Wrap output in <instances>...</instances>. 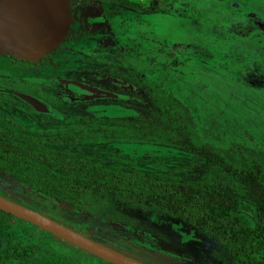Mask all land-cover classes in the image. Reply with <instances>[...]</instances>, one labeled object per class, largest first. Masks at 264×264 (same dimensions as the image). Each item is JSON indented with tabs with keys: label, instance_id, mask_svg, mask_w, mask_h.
Wrapping results in <instances>:
<instances>
[{
	"label": "rangeland",
	"instance_id": "obj_1",
	"mask_svg": "<svg viewBox=\"0 0 264 264\" xmlns=\"http://www.w3.org/2000/svg\"><path fill=\"white\" fill-rule=\"evenodd\" d=\"M73 12L70 37L41 61L0 56V87L42 96L63 116L36 113L0 94L3 137L36 153L33 174L67 176L54 161L75 157L185 181L203 169L188 145L227 150L235 144L241 162L258 158L254 169L264 186V0H73ZM182 43L195 44L194 50H180ZM114 72L139 87V100L59 97L65 92L60 81H95ZM154 109L172 127L150 136L141 118ZM1 163L0 195L128 257L147 264H232L208 231L181 215L83 186L58 190L74 199L63 207L9 177ZM0 264L113 263L17 216L0 215Z\"/></svg>",
	"mask_w": 264,
	"mask_h": 264
},
{
	"label": "trees",
	"instance_id": "obj_2",
	"mask_svg": "<svg viewBox=\"0 0 264 264\" xmlns=\"http://www.w3.org/2000/svg\"><path fill=\"white\" fill-rule=\"evenodd\" d=\"M141 119L150 136L172 127L171 121L165 119L158 109ZM182 142L177 140V143ZM233 146L222 150L208 144L188 145L186 149L196 160L202 161L201 165L194 163L196 168L202 166L203 169L185 181L158 177L136 168L131 171L112 170L75 157L54 161L62 170L69 171V175L45 180L31 172L38 171L30 165L36 153L20 149L13 139L1 136L0 158L9 177L22 181L27 189L44 198L73 206V197L58 193V190L64 186H83L145 201L183 216L193 228L208 231L232 264H264V227L259 226L264 225V186L258 178L259 170L254 169L258 166V158L251 161L253 165L250 161L243 163L236 155H241V151ZM236 146L241 149L239 144ZM259 155L264 160V155ZM39 157L37 159L42 160L43 157ZM21 167L28 168L30 172ZM52 175L55 177V173ZM0 215L12 214L0 210Z\"/></svg>",
	"mask_w": 264,
	"mask_h": 264
},
{
	"label": "water",
	"instance_id": "obj_3",
	"mask_svg": "<svg viewBox=\"0 0 264 264\" xmlns=\"http://www.w3.org/2000/svg\"><path fill=\"white\" fill-rule=\"evenodd\" d=\"M73 24L71 0H0V55L9 53L21 60L39 61L62 44ZM81 97L123 98L119 93L77 81H67ZM119 83V82H118ZM37 111H49L40 99L23 92H14ZM63 207L71 205L54 200ZM0 210L26 220L59 238L113 264H147L106 247L85 235L32 208L0 195Z\"/></svg>",
	"mask_w": 264,
	"mask_h": 264
},
{
	"label": "flooded vegetation",
	"instance_id": "obj_4",
	"mask_svg": "<svg viewBox=\"0 0 264 264\" xmlns=\"http://www.w3.org/2000/svg\"><path fill=\"white\" fill-rule=\"evenodd\" d=\"M71 5H72V16H73V21H74V15H73V0H71ZM92 18H97V17H90L89 18V20H91ZM105 19L102 17V21H104ZM96 24V23H95ZM95 24H93V26L95 25ZM73 24H72V27H71V29H70V32H71V30H72V28H73ZM69 34V33H68ZM68 36V35H67ZM67 36H66V38H67ZM97 37V36H96ZM65 38V39H66ZM98 38V37H97ZM65 41V40H64ZM191 45H195V44H191ZM189 43H186V44H184V43H182V47H180L181 45H178V48L180 49V50H189L190 49V51H193L194 50V48L193 47H195V46H191ZM51 53V52H50ZM50 53H48L47 55H45L43 58H45V57H47V56H49V54ZM4 56H9L10 54L9 53H5V54H3ZM3 55H0V56H3ZM12 57V56H11ZM13 58V62H15V61H20V62H34V61H28V60H21V59H16V58H14V57H12ZM43 58H41L39 61H41ZM114 73H116V72H114ZM118 73H116V74H110V75H106V76H101V77H97L96 78V80L94 81V80H92V79H86L85 77H83V76H79V78L80 79H75V80H66V81H60V83L62 84V87L64 88V93H60L59 94V97L63 100V101H67V102H74V103H83V102H87V101H95V100H129V101H131V100H136V99H140V97L138 96V94H139V87L135 84V83H133L132 81H130V80H124V79H122L121 77H118V76H116ZM119 75V74H118ZM22 76V75H21ZM108 76V77H107ZM32 78L30 77V78H28V80L30 81ZM67 81H77V82H83V83H86V84H89V85H91V86H94V87H99V88H103V89H106V90H111V91H113V92H116V93H119L120 95H122L123 96V98H117V99H115V98H94V99H88V100H84V99H79V100H75V101H71V100H69V98L68 97H81L82 95L81 94H77V91L75 90L76 88H74L73 86H71L70 84H68L67 83ZM119 82V83H118ZM14 92H23V93H27V94H30V95H32V96H34V97H36V98H38V99H40L41 101H43L45 104H46V106L48 107V109H49V111H47V112H40V111H37L34 107H32L28 102H26V101H24L21 97H19L18 95H16V94H14ZM123 92H126V93H130V94H132V95H126V94H124ZM0 94L1 95H4V94H9V95H13L14 97H17L18 99H19V101L21 102V103H23L24 105H26V106H28L31 110H33L34 112H36V113H40V114H44V115H50V116H53V117H58V118H63V116L61 115V113H59V111H56L55 109H54V107L52 106V104L51 103H49L48 101H46V100H44L43 99V97L42 96H39V95H36V94H34V93H28V91L27 92H25V91H20V90H16V89H7V88H2V87H0ZM128 115H130V114H128ZM10 123H12V124H15V125H17L19 128H23V126L24 125H21V124H18L15 120H13V119H11V118H8L7 119ZM0 136L2 137V138H4L3 137V133H2V128H0ZM10 138H12V137H9V139ZM4 139H6V138H4ZM65 226H68L69 228H70V226L69 225H65ZM71 229H73V228H71ZM76 230V229H75ZM77 231V230H76ZM78 232V231H77ZM79 233H81V232H79ZM82 234V233H81ZM84 235V234H83ZM86 236V235H85ZM86 237H88V238H90V239H92V240H94V241H96V242H98V243H100V244H102V245H104V246H106V247H109V248H111V246H109L107 243H104V242H101V241H99L98 239H95V238H93V237H89V236H86ZM111 249H113V248H111ZM83 250V249H82ZM114 250V249H113ZM84 252H86V253H88L89 255H92V256H95V257H98V256H96V255H94V254H92V253H90V252H88V251H86V250H83ZM116 251V250H115ZM118 252V251H117ZM120 253V252H119ZM123 254V253H122Z\"/></svg>",
	"mask_w": 264,
	"mask_h": 264
}]
</instances>
